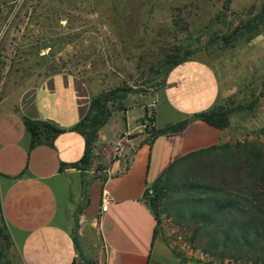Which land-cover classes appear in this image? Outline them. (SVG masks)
<instances>
[{
	"label": "rangeland",
	"instance_id": "rangeland-1",
	"mask_svg": "<svg viewBox=\"0 0 264 264\" xmlns=\"http://www.w3.org/2000/svg\"><path fill=\"white\" fill-rule=\"evenodd\" d=\"M263 1L0 0V99L56 71L75 73L93 95L129 87L123 100L106 103L114 110L100 135L115 143L124 129L141 131L142 105L172 61L184 53L201 58L218 80L219 103L211 108L228 110L224 139L175 161L145 201L156 193L155 233L173 252L203 264H264ZM183 182L195 188L181 190ZM225 195L251 201L244 206L250 215L195 216L214 209L203 198ZM90 229L84 252L101 264L98 233Z\"/></svg>",
	"mask_w": 264,
	"mask_h": 264
},
{
	"label": "crops",
	"instance_id": "crops-1",
	"mask_svg": "<svg viewBox=\"0 0 264 264\" xmlns=\"http://www.w3.org/2000/svg\"><path fill=\"white\" fill-rule=\"evenodd\" d=\"M218 92L212 68L201 58L187 57L164 74L160 87L142 105L143 114L151 112L154 129L183 120L185 124L149 140L144 128L124 129L111 143L100 135L106 121L96 130L89 170L80 162L84 137L70 130L93 96L78 75L56 71L3 96L0 220L8 238L2 249L9 264H98L86 256L84 244L92 241L90 227L102 188L110 201L94 226L102 246L101 264H203L173 252L153 232L156 220L145 199L147 188L171 164L224 139L223 129L195 116L219 103ZM23 117L64 130L50 135L47 143L41 137L29 148Z\"/></svg>",
	"mask_w": 264,
	"mask_h": 264
},
{
	"label": "trees",
	"instance_id": "trees-1",
	"mask_svg": "<svg viewBox=\"0 0 264 264\" xmlns=\"http://www.w3.org/2000/svg\"><path fill=\"white\" fill-rule=\"evenodd\" d=\"M262 14V17L264 18V1L260 5V11ZM189 53L181 54L178 59L172 61L170 65L165 70V73L174 65L178 64L179 62L183 61L188 57ZM162 84V83H161ZM131 90L129 87H123V86H117L113 89H110L105 94H99V95H93L91 97L89 106L83 115V117L75 123L70 130H76L79 133H81L84 137V154L83 157L80 159V162L83 163V167H87L90 164V158H91V145L93 143V140L96 136V130L101 127L109 118L111 112L114 109L109 110L106 106V103L112 100H123L128 93H130ZM227 109L223 108V106H217L215 108H210L206 111H201L195 114L197 118L202 120L208 125H211L215 128L222 129L226 123H227ZM145 116V113L142 115ZM142 119V117L140 118ZM151 118H149V122L151 123ZM23 124L25 128L27 129L30 137H29V148H32L34 145L41 142L40 138L43 137L44 141L47 143L46 139L49 138L50 135H53L55 133L61 132L64 129L58 128L56 126H53L50 123H47L43 120H36V119H29L26 117L22 118ZM185 120L176 122L174 124H168L163 129H154L151 127L150 129L144 128V130L147 133V139L154 138L156 135L160 133L165 132H171L176 131L177 129L181 128L185 124ZM82 128H86V132L82 130ZM216 146V145H215ZM215 146L202 149L207 150L210 148H213ZM201 151V150H197ZM195 151V152H197ZM193 152V153H195ZM192 154V153H190ZM189 155V154H187ZM186 155V156H187ZM184 157V156H183ZM172 165V164H171ZM170 167V166H169ZM85 169V168H83ZM167 170V169H166ZM159 178V177H158ZM157 180V179H156ZM155 180V181H156ZM154 181V182H155ZM181 190L190 191L195 188L193 186L194 184L192 182H183L181 183ZM147 195V194H146ZM150 202L148 203V207L152 210L153 215L155 216V220L157 217V211L155 208L154 201L157 199L156 193L152 191V195L148 198ZM202 198H200L201 200ZM199 200V201H200ZM241 199L237 196L230 197L228 195L221 196L218 198L215 197H206L202 200V205H209L212 206L214 209L213 211L209 210H200L199 212L195 213L196 217H199L201 220H208L209 217L216 213L223 212V214H227L230 211H233L235 213H240L244 215L243 217H248V208L244 207L245 205H249L251 201L245 200L243 204H241ZM249 220V218H248ZM229 228L232 229L236 226V220L233 218L231 222L228 224ZM0 229V233H1ZM155 231V227L153 229V232ZM3 239V246L6 248L8 244V238L7 235L3 232L0 234ZM2 246V248H3ZM0 249V264H9V261L6 259L5 252L3 249ZM73 264V263H71Z\"/></svg>",
	"mask_w": 264,
	"mask_h": 264
},
{
	"label": "built area",
	"instance_id": "built-area-1",
	"mask_svg": "<svg viewBox=\"0 0 264 264\" xmlns=\"http://www.w3.org/2000/svg\"><path fill=\"white\" fill-rule=\"evenodd\" d=\"M150 117H151V112L146 111L145 116L142 117V119H140V126L142 128H146V129L151 128V123L149 122ZM150 193H151L150 190L147 188L146 194L149 195ZM109 201H110L109 193L105 189L102 188L100 193H99L98 209H97L95 215L92 217V223L91 224L93 226H95L97 224V221H98L100 214L106 210Z\"/></svg>",
	"mask_w": 264,
	"mask_h": 264
},
{
	"label": "water",
	"instance_id": "water-1",
	"mask_svg": "<svg viewBox=\"0 0 264 264\" xmlns=\"http://www.w3.org/2000/svg\"><path fill=\"white\" fill-rule=\"evenodd\" d=\"M149 212L153 214V212H152V210H151V209H149Z\"/></svg>",
	"mask_w": 264,
	"mask_h": 264
}]
</instances>
